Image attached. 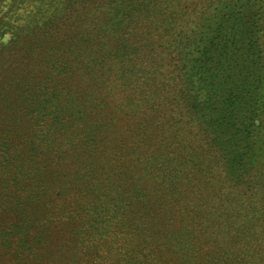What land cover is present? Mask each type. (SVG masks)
I'll return each instance as SVG.
<instances>
[{
	"label": "trees",
	"instance_id": "16d2710c",
	"mask_svg": "<svg viewBox=\"0 0 264 264\" xmlns=\"http://www.w3.org/2000/svg\"><path fill=\"white\" fill-rule=\"evenodd\" d=\"M212 1L0 0V264H264V0Z\"/></svg>",
	"mask_w": 264,
	"mask_h": 264
},
{
	"label": "rangeland",
	"instance_id": "374dc122",
	"mask_svg": "<svg viewBox=\"0 0 264 264\" xmlns=\"http://www.w3.org/2000/svg\"><path fill=\"white\" fill-rule=\"evenodd\" d=\"M191 1H193V0H189V3H191ZM259 1V0H258ZM261 1V0H260ZM213 3L212 4H209V7H210V12L212 13L213 12V10H214V8L217 6L218 7V9L220 8V6H221V4L219 3V0H213L212 1ZM198 6H200L201 4H197ZM202 6V5H201ZM200 6V7H201Z\"/></svg>",
	"mask_w": 264,
	"mask_h": 264
}]
</instances>
